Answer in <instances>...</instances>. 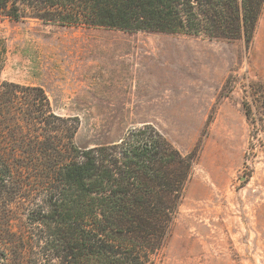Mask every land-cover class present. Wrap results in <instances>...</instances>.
Listing matches in <instances>:
<instances>
[{"label":"rangeland","instance_id":"rangeland-1","mask_svg":"<svg viewBox=\"0 0 264 264\" xmlns=\"http://www.w3.org/2000/svg\"><path fill=\"white\" fill-rule=\"evenodd\" d=\"M0 38V84L42 88L75 145L150 123L194 156L148 264H264V5L249 43L3 16Z\"/></svg>","mask_w":264,"mask_h":264},{"label":"trees","instance_id":"trees-1","mask_svg":"<svg viewBox=\"0 0 264 264\" xmlns=\"http://www.w3.org/2000/svg\"><path fill=\"white\" fill-rule=\"evenodd\" d=\"M263 5L0 0V16L249 43ZM0 48L5 51L1 38ZM70 120L54 113L42 88L0 84V264H148L177 213L194 156L183 155L150 123L116 142L79 147ZM46 129L44 140L33 134Z\"/></svg>","mask_w":264,"mask_h":264}]
</instances>
